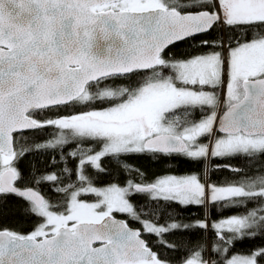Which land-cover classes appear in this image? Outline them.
I'll list each match as a JSON object with an SVG mask.
<instances>
[{"label": "snow or ice", "instance_id": "snow-or-ice-1", "mask_svg": "<svg viewBox=\"0 0 264 264\" xmlns=\"http://www.w3.org/2000/svg\"><path fill=\"white\" fill-rule=\"evenodd\" d=\"M176 157L200 171L147 180ZM175 205L244 212L162 222ZM192 226L213 239H169ZM256 236L264 0H0V264H261L229 255Z\"/></svg>", "mask_w": 264, "mask_h": 264}, {"label": "trees", "instance_id": "trees-1", "mask_svg": "<svg viewBox=\"0 0 264 264\" xmlns=\"http://www.w3.org/2000/svg\"><path fill=\"white\" fill-rule=\"evenodd\" d=\"M181 51H185V49H181ZM69 148L72 146L69 145ZM51 157L59 159V153L53 152L51 153ZM45 164L49 163V157L45 156L41 158ZM68 167H73L76 164V161L73 159H69L67 161ZM236 167L243 168L245 167V164L240 162H233ZM130 165L139 166L141 168L144 167L143 164L139 161L130 162ZM106 168L108 167H114L109 164L104 165ZM60 164L57 163L55 165V170L59 171ZM200 171L199 167L190 162L186 161L182 157H176V158H169L167 162L165 160H160L159 162L155 163L154 166L148 168L147 171V180L152 181L156 177H160L163 175H184L189 174L192 172H198ZM129 175L128 173H125L124 175H121L119 177L113 176L112 180L114 182L123 183L125 176ZM233 173L230 171H218L215 173V175L211 176V179L215 183H225L226 181H230L232 179ZM107 180L99 181V184H105L107 183ZM47 193V189L44 190ZM142 199V198H141ZM134 205H137L138 207L143 208V205L141 204L140 200L134 199L133 201ZM244 212L243 208H220L217 206L215 211L211 210H205L202 208H198L196 206H188L183 207L179 205L173 206L171 209L168 210L167 215L163 218L162 222H168L169 220L176 221L180 224H189L194 225V223L198 220H202L205 218V215L207 213V219L209 223L214 220H219L222 217H228L232 215H238L242 214ZM118 219H125L124 215H116ZM12 227H15L18 231L27 232L32 229L34 226L33 224L28 223H21L16 224L13 223L11 225ZM133 227H139L138 224L133 223ZM169 239L176 243V244H185L190 247H195L198 244H204L206 242H210L213 237L211 234V231H205L203 229H200L198 227L192 226L188 228L187 230H181L175 235H170ZM258 248H264V236H256L255 238L249 239L245 238L244 240L237 241L234 243V245L231 247L229 255L232 254H240V255H247L250 254L253 250ZM261 264H264V262H261Z\"/></svg>", "mask_w": 264, "mask_h": 264}, {"label": "rangeland", "instance_id": "rangeland-1", "mask_svg": "<svg viewBox=\"0 0 264 264\" xmlns=\"http://www.w3.org/2000/svg\"><path fill=\"white\" fill-rule=\"evenodd\" d=\"M116 215H124V214H119V213H117Z\"/></svg>", "mask_w": 264, "mask_h": 264}, {"label": "water", "instance_id": "water-1", "mask_svg": "<svg viewBox=\"0 0 264 264\" xmlns=\"http://www.w3.org/2000/svg\"><path fill=\"white\" fill-rule=\"evenodd\" d=\"M223 171H228V170H223Z\"/></svg>", "mask_w": 264, "mask_h": 264}]
</instances>
